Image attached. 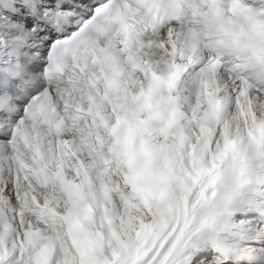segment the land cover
<instances>
[{
	"label": "snow or ice",
	"instance_id": "obj_1",
	"mask_svg": "<svg viewBox=\"0 0 264 264\" xmlns=\"http://www.w3.org/2000/svg\"><path fill=\"white\" fill-rule=\"evenodd\" d=\"M0 264H264V0H0Z\"/></svg>",
	"mask_w": 264,
	"mask_h": 264
}]
</instances>
